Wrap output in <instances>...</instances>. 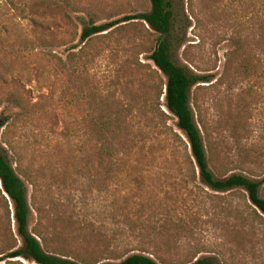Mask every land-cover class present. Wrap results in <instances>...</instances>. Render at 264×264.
Instances as JSON below:
<instances>
[{
	"label": "rangeland",
	"instance_id": "obj_1",
	"mask_svg": "<svg viewBox=\"0 0 264 264\" xmlns=\"http://www.w3.org/2000/svg\"><path fill=\"white\" fill-rule=\"evenodd\" d=\"M171 1V60L213 77L189 98L212 148L209 170L216 179L240 175L260 183L264 199V69L261 79L241 83L224 73L227 39L238 30L251 35L245 29L264 0ZM148 11V0H0V154L26 186L28 231L35 209L48 211L52 199L66 203L73 193L78 222L117 257L264 264V216L241 190L203 187L176 120L157 109L165 79L148 60L151 32L131 20L79 40L84 25ZM111 101L127 109L134 141L110 181L95 175L96 142L83 120Z\"/></svg>",
	"mask_w": 264,
	"mask_h": 264
},
{
	"label": "trees",
	"instance_id": "obj_2",
	"mask_svg": "<svg viewBox=\"0 0 264 264\" xmlns=\"http://www.w3.org/2000/svg\"><path fill=\"white\" fill-rule=\"evenodd\" d=\"M148 2L147 13L125 17L124 21L84 25L80 42L88 43L92 38L107 35L121 22L137 20L143 29L146 27L151 32V39H148V60L165 79L158 86L157 109L163 107L176 120V127L189 148L190 163L193 162L198 171L200 184L213 193H234L241 190L254 212L264 216V199L259 195L260 183L240 175L216 179L209 170V165L214 164L210 154L212 148L198 127L199 125L204 130L203 124L195 122L189 98L194 88L210 83L213 77L195 75L171 60L168 38L172 1ZM245 30H250L251 35L247 36L244 30H238L227 39L231 49L226 56L224 73L235 83L256 81L263 75L264 7L263 11L254 13L250 27ZM160 98L163 99L162 104L159 103ZM5 124L6 119L0 118V130ZM129 124L127 109L113 101L101 103L96 112L91 111L84 118L83 125L88 131L86 136L94 138L96 142L93 162L97 177L103 172L106 174L104 179L111 181L116 178L114 163L130 149L134 141L130 136ZM89 165L91 164H87L86 168ZM190 176L187 184L192 186L195 177L193 173ZM74 198V194L70 193L66 203L52 199L48 211L44 208L35 209L37 222L29 232L30 209L26 186L15 174L6 157L0 154V264H163L143 254L117 257L109 244L102 243L104 246H100V235L87 226H81V222L75 217L74 208L80 201H76L71 208ZM103 258L111 261L104 262L105 260H101ZM187 264H209V261L197 259Z\"/></svg>",
	"mask_w": 264,
	"mask_h": 264
}]
</instances>
